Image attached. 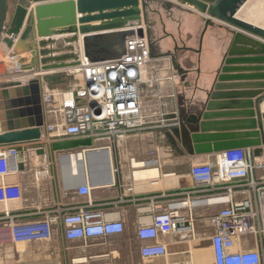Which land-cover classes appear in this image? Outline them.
<instances>
[{"label": "built area", "instance_id": "2783aa9c", "mask_svg": "<svg viewBox=\"0 0 264 264\" xmlns=\"http://www.w3.org/2000/svg\"><path fill=\"white\" fill-rule=\"evenodd\" d=\"M158 62L159 58L152 56L148 38L135 35L125 43L121 58L93 65L95 83L92 87L85 83L86 68L83 66L65 71L64 76L80 82L67 91L43 84L47 117L43 139L0 147V225L10 232L13 243L49 241L55 226L63 228L67 241L106 239L126 231L121 219L110 220L109 212L94 208L89 186L81 187L77 193L88 197L90 202L74 211L42 208L35 218L24 220L25 216L13 211L11 206L23 201L21 172L24 168L35 167L33 162L39 148L49 147L53 142L86 138H108L117 145L130 135L180 126L179 119L172 118L178 114L169 120L156 121L142 110L141 88L156 81L148 70L155 69ZM168 70L172 86L179 84L178 69L170 65ZM41 161L34 172L35 179L53 178V154H46ZM131 164L136 166L135 158L131 159ZM141 164L144 168L150 166L147 162ZM261 173L263 175L259 176ZM190 177L193 189L161 205L152 199L147 206L154 211L151 220L148 223L139 220L137 238L143 244V260L169 255L161 236L178 234L184 239L187 234H194V209L224 205L210 217L215 227L211 237L213 264H264V157H255L250 149L224 151L206 163L193 165ZM241 189L249 195L235 201L233 196ZM249 237L255 239V247L242 248L240 239Z\"/></svg>", "mask_w": 264, "mask_h": 264}, {"label": "crops", "instance_id": "0c3cea01", "mask_svg": "<svg viewBox=\"0 0 264 264\" xmlns=\"http://www.w3.org/2000/svg\"><path fill=\"white\" fill-rule=\"evenodd\" d=\"M158 4L154 2L152 6V10H160L159 13L151 14L154 25L159 20L167 21L165 25H155L151 35V38L153 36L157 40L153 43V54L159 58V62L157 70L150 67L148 71L150 77L157 79L141 88V97L144 114L152 116L151 120L163 121L174 114L188 115L201 111L216 82L229 40L223 30L227 27L218 23H214L207 30L202 40V16L178 11L177 18H174V14L172 18L168 10L185 9L160 8ZM167 14L170 16L169 20L166 18ZM113 45L116 44L111 42L103 46L111 48ZM1 52L0 57L4 60L0 59V68L14 72V68L8 64L11 61H16L14 64L19 63L21 57L5 47ZM3 54L10 58L16 57L9 60ZM171 54H176V59ZM29 56L28 53L22 55L27 63H30ZM170 65H176L180 70V83L173 86L168 79ZM16 75L18 74H11L10 79ZM3 77L0 75V79ZM95 147L109 150L112 164L110 169H107L105 163L96 165L92 171L85 168L84 180L79 174L75 159L70 170H67L61 164L57 165L59 159L53 155V178L37 181L34 172L39 165L22 170L20 180L24 187L23 201L13 204L11 209L24 215V220L35 218V214L42 208L48 211L57 208L74 211L90 202L88 197L77 193L81 187L89 186L92 187L91 199L94 208L109 212L110 220L121 219L125 223L126 231L106 239L67 241L63 228L55 226L53 238L49 241L15 244L10 232L0 225V263L172 264L189 260L194 264L214 263L211 237L215 234V227L210 217L223 209L224 205L194 209V234H187L184 239L178 234L161 236L169 252L166 258L143 260V244L137 238V228L139 220L147 223L151 220L154 211L148 210L147 206L152 199L157 205H161L193 189L191 167L206 163L216 154L190 156L181 142L170 134V130L163 127L130 135L117 145L108 138H99L96 139ZM133 158L139 163L147 162L150 166H133ZM144 173L151 174L144 177ZM108 175L110 181L105 180ZM261 175L263 173L259 174ZM247 195L241 189L234 194L233 199L240 201ZM240 244L244 249H251L255 247V239L241 238Z\"/></svg>", "mask_w": 264, "mask_h": 264}, {"label": "water", "instance_id": "95a60500", "mask_svg": "<svg viewBox=\"0 0 264 264\" xmlns=\"http://www.w3.org/2000/svg\"><path fill=\"white\" fill-rule=\"evenodd\" d=\"M166 1L203 17L202 40L214 23L227 27L233 36L201 111L172 117L180 126L171 128L170 134L190 156L250 149L255 157H263L264 28L239 16L250 0ZM147 6L146 0H21L8 23L9 0H0V52L5 47L21 57L14 72L4 70L0 79V147L43 139L44 83L52 85L66 70L83 66L85 83L92 87L94 64L121 58L125 43L135 35L149 40ZM111 42L116 45L103 46ZM24 53L30 54V63ZM95 142L93 138L53 142L36 150L33 163L40 165L51 153L70 170L75 157L85 180V168L112 166L109 150L96 148ZM105 180L110 181V175Z\"/></svg>", "mask_w": 264, "mask_h": 264}, {"label": "rangeland", "instance_id": "374dc122", "mask_svg": "<svg viewBox=\"0 0 264 264\" xmlns=\"http://www.w3.org/2000/svg\"><path fill=\"white\" fill-rule=\"evenodd\" d=\"M154 2H159L160 3V8L164 7L166 8V4L164 3L166 0H153ZM207 1H213V0H207ZM21 2V0H9V16H8V23L11 22V19L13 17V14L16 10L17 7V3ZM167 2V1H166ZM172 4V3H170ZM173 8H178L181 9L182 7L177 5V4H172ZM165 11V10H163ZM175 13H170L171 17L173 16L172 14H174V18H177V11L173 10ZM184 11V13H191V14H196L195 12L185 9L182 10ZM240 16L244 19H247L251 22L257 23L259 25L264 26V0H250L246 6L242 9V12L240 13ZM168 19H170V16L167 14ZM173 18V17H172ZM165 22L167 20H164ZM158 23H162L161 20L156 22V25ZM202 28V27H201ZM200 28V29H201ZM224 33L226 35V39L230 40L233 36L230 33L228 28L223 29ZM14 68V67H13ZM4 72V70L2 69V67L0 68V75H2ZM63 78H65L66 83L63 84H56V85H52V87L54 88H59V89H64V90H68L70 87H75L77 86V84H79V80H77L76 78L73 77H69V76H64ZM58 161V160H57ZM60 161L58 162V166H60Z\"/></svg>", "mask_w": 264, "mask_h": 264}, {"label": "trees", "instance_id": "16d2710c", "mask_svg": "<svg viewBox=\"0 0 264 264\" xmlns=\"http://www.w3.org/2000/svg\"><path fill=\"white\" fill-rule=\"evenodd\" d=\"M146 3H147V19H148V25H147V29H148V31H149V41H150V45H151V51H152V54H153V43H154V41L156 42L157 40H156V38H154L153 36H152V38H151V35H152V33H153V31H154V26L156 25H154V22L152 21V19H151V14L153 13V12H156V13H159L160 12V10H152V6H153V3H154V1L153 0H146ZM159 3V2H158ZM165 4H166V8L167 9H172L173 8V5L172 4H170V3H168V2H164ZM159 6H160V3L158 4ZM170 13H175L173 10H168ZM177 11V13H178V11H180V12H184V11H182V10H176ZM168 19V18H167ZM169 20V19H168ZM163 21H164V19H163ZM162 24L163 25H165V21L164 22H162ZM214 26V24H211L210 26H209V28H211V27H213ZM208 28V29H209ZM153 39V40H152ZM172 56H173V58L174 59H176V54H171ZM153 56H154V54H153ZM155 57V56H154ZM175 66V68L176 69H178V67H176V65H174ZM178 71H180L179 69H178ZM64 76H62V77H60L59 79H57L55 82H54V84H52V85H56V84H63V83H66V80H65V78H63Z\"/></svg>", "mask_w": 264, "mask_h": 264}, {"label": "bare ground", "instance_id": "6f19581e", "mask_svg": "<svg viewBox=\"0 0 264 264\" xmlns=\"http://www.w3.org/2000/svg\"><path fill=\"white\" fill-rule=\"evenodd\" d=\"M242 12V11H241ZM239 16H240V14H239ZM241 17V16H240ZM242 18V17H241ZM244 19V18H243ZM245 20H247V19H245ZM247 21H249V20H247ZM249 22H251V21H249ZM251 23H254V22H251ZM254 24H256V25H258V26H261V27H263L264 28V26H262V25H259V24H257V23H254ZM11 51V50H10ZM3 52V51H2ZM1 52V53H2ZM29 54V53H28ZM4 55V54H3ZM30 55V54H29ZM10 56V55H9ZM8 57V55L6 54V55H4V58L6 59ZM14 57H16V56H11V58L10 57H8V59L9 60H14ZM30 57V56H29ZM0 59H3L2 57H0ZM7 59V60H8ZM4 60V59H3ZM17 60V59H16ZM16 61H11V63H9L8 65L9 66H11L12 68L13 67H15L16 66V64H14ZM18 62H19V60H18ZM8 67V66H7ZM14 70V69H13ZM9 71H11V70H9ZM18 74V73H17ZM16 76H19V75H16ZM262 108H263V111H264V104H263V106H262ZM83 158H84V156L83 155H79V160H83ZM73 159H75L76 160V158L75 157H73ZM73 161V160H72ZM136 166H138V167H141L142 166V164L141 163H138L137 162V164H135ZM151 174V173H150ZM149 173H144L142 176H144V177H146V176H149L150 175Z\"/></svg>", "mask_w": 264, "mask_h": 264}]
</instances>
